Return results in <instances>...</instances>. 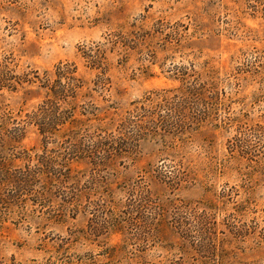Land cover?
Returning <instances> with one entry per match:
<instances>
[{"label":"rangeland","instance_id":"1","mask_svg":"<svg viewBox=\"0 0 264 264\" xmlns=\"http://www.w3.org/2000/svg\"><path fill=\"white\" fill-rule=\"evenodd\" d=\"M5 59L74 64L92 106L85 155L32 125L0 151L70 169L62 192L0 199V264H264V0H0ZM44 95L0 91V110L23 121Z\"/></svg>","mask_w":264,"mask_h":264},{"label":"trees","instance_id":"2","mask_svg":"<svg viewBox=\"0 0 264 264\" xmlns=\"http://www.w3.org/2000/svg\"><path fill=\"white\" fill-rule=\"evenodd\" d=\"M85 58L90 63L95 64V62H92L93 57L91 55H87ZM12 68H14V65L11 59L0 62V91L16 92L18 88L25 85H36L43 90L45 95L37 112L26 115L23 121L16 119L13 113L9 111L0 110V151L4 152L16 148L24 135V127L32 125L43 136L44 142H52L65 136V140H61V145H65L67 149L64 148V151H66L65 156L87 154L82 144L85 129L78 135L81 136L80 139L82 140L75 142V135L80 131L78 128L90 120L82 122V120H77L76 116H87L86 107L92 105H78L76 103L83 82L77 76L75 65L69 63L59 64L55 68L52 79L46 73L42 76L38 73H32L30 76H18ZM199 90L198 88L186 89L185 94L187 92L188 94L196 93ZM179 98L184 99L183 96H179ZM78 109L81 111H78ZM44 151V155L38 159L27 157L26 164L23 167L14 166V161L8 160L0 154V199L5 205H16L17 203L23 205L24 200L22 198L33 197V187L37 183L45 186L46 191L44 192L48 195H51L52 191L55 190L62 192L65 179L70 174V169L67 166L60 167L56 161L58 156H47V151ZM88 154L91 155L93 152L88 151ZM144 201L146 212L149 208H151V211L156 208L152 202ZM185 215H189L196 226L208 222L210 224V221L211 225L215 226V223L212 222L213 219L205 211H199L196 208L191 211L187 209ZM180 246V249L185 247L183 244Z\"/></svg>","mask_w":264,"mask_h":264}]
</instances>
